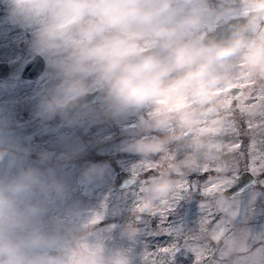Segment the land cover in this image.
<instances>
[{"label": "clouds", "instance_id": "obj_1", "mask_svg": "<svg viewBox=\"0 0 264 264\" xmlns=\"http://www.w3.org/2000/svg\"><path fill=\"white\" fill-rule=\"evenodd\" d=\"M4 23L31 34V56L44 61L48 84L37 94L33 116L44 122L59 118L67 126L86 117L119 118L157 107L161 114L148 133L123 151L167 162L164 175L152 178L148 194L163 200L175 186V174L195 175L218 151L191 133L215 111L212 101L222 83L230 82L234 58L250 72L264 74V40L247 33L264 19V0H243L246 20L222 40L199 35L213 15L208 0H6ZM197 107H193V104ZM172 129L169 131V129ZM205 129L204 132H211ZM158 133V135H152ZM185 155L169 161L172 153ZM49 159L30 160L29 150L13 142L10 121L0 116V264H57L44 254L55 244L39 220L50 206L75 192ZM107 164H92L82 182H103ZM233 173L225 161L214 177L220 183ZM218 200L227 202L220 192ZM121 235L135 242L139 229L126 225ZM79 264H135L128 249L112 255L81 257Z\"/></svg>", "mask_w": 264, "mask_h": 264}, {"label": "rangeland", "instance_id": "obj_2", "mask_svg": "<svg viewBox=\"0 0 264 264\" xmlns=\"http://www.w3.org/2000/svg\"><path fill=\"white\" fill-rule=\"evenodd\" d=\"M208 4L213 15L207 19L199 35L205 36L229 19L245 15L243 0H208ZM6 9V0H0V62H8L11 67L10 79L0 81V116L10 121L13 142L29 150L31 161H39L43 155H47L49 159L44 166L55 168L57 177L75 188L70 199L50 206L38 222L42 230L55 237L56 241L44 254L55 257L57 264H79L81 257L112 255L128 249L135 257V264H164L166 256L159 252L157 245L159 241L171 238L157 234L159 216L136 211L140 200L161 205L176 194L177 186L185 180L203 181L208 178L215 183L219 165L225 161L233 166V173L229 174L228 179H233L237 171L241 174L247 170L249 145L253 138L257 141V149L264 152V143H261L264 141V74L250 72L239 57L234 58L230 82L218 86L212 101L215 111L201 118L193 131L185 132L181 140L183 143L200 136L216 146L218 151L214 159L203 164L196 174L205 169L209 170L208 173L206 176L175 174V186L169 196L163 200H153L148 194V186L152 178L164 175L167 162L158 157H141L123 151V148L148 133L149 125L161 115L157 107L152 106L119 118H106L103 115L86 117L82 124L73 126H67L59 118L48 122L34 118L36 96L46 88L49 70L46 68L36 81L21 78L25 65L32 59L31 34L4 23ZM260 23L258 20L251 27L255 42L264 40ZM234 86L244 90L239 99L229 95V90ZM193 107L197 105L194 103ZM205 129L212 131L205 133ZM237 142L242 145L238 150L234 148ZM183 155L184 152L172 153L169 161ZM146 162H154L158 167L139 169ZM92 164L109 166L103 182H82L83 172ZM133 169H137L134 175L136 184L125 190L116 188L113 184L115 174L127 171L133 175ZM256 178L254 188L236 201L229 199L228 203L241 205V201H247L249 192L264 193V185L259 183L264 180V174ZM141 188L145 189L143 193ZM219 193L205 197L196 192L191 200H181L175 213L168 217V224L176 226L185 223L186 228H192V235L198 239L190 240L189 243L207 244L212 250L211 260L216 264H236L241 256L247 254L232 251L221 258L219 250L225 248L224 242L229 237H234L237 244L248 239L249 233L245 229L264 225V214L252 219L249 213L247 222H241L242 206L232 209L237 212L235 218L218 212L214 202ZM199 203L205 204V209L198 214ZM253 207L264 212V198L258 199ZM208 211L213 213L211 217L207 216ZM205 217L210 222L202 229L200 222ZM222 218L230 223L227 225L228 231L217 243L211 239L212 229ZM129 224L139 229V236L132 243L121 235L122 229ZM259 246L257 243L253 249ZM181 264H189V261L183 260ZM202 264H209V261H202Z\"/></svg>", "mask_w": 264, "mask_h": 264}, {"label": "snow or ice", "instance_id": "obj_3", "mask_svg": "<svg viewBox=\"0 0 264 264\" xmlns=\"http://www.w3.org/2000/svg\"><path fill=\"white\" fill-rule=\"evenodd\" d=\"M264 143V141H261ZM241 143L237 142L234 145L235 149L241 148ZM255 153V155H253ZM243 155V153H241ZM249 156L250 160L247 165V174L252 177H257L264 174V152L257 149V141L253 138L249 145ZM158 167L154 162H146L139 167V169L151 170ZM208 169L203 170L201 173L196 174L197 176H206ZM137 172V169H133V176ZM241 175L237 171L233 179L225 178L220 183H214L208 178L203 181H182L177 186L176 194L167 202L161 205H153L150 201L140 200L136 211L141 214H150L152 216H159L160 227L158 230L159 236L170 237L171 240L159 241L157 249L159 252L165 254L166 259L164 264H181V261L188 260L189 264H202V261H209V264H216L215 261L211 260L212 250L207 244H192L190 240L198 239V237L192 235L193 229L185 227V223L172 226L168 224V217L175 213L178 204L181 200H191L193 193L199 192L202 196H210L216 192H224L231 187H234L236 182L240 181ZM257 183L256 179L252 180L251 187L254 188ZM260 184L264 185V180L259 181ZM141 193L145 191L144 188L140 189ZM245 194V188L240 187L238 191L232 194L227 202L216 200L214 207L218 212L225 213L232 218L237 216V212L233 211V208L243 207V220L241 222H247L249 219V213L251 218L254 219L258 215L264 214V212L257 211L253 205L258 199L264 198V193L249 192L247 201H241V205L229 204L228 200L236 201L237 198L243 197ZM205 209V204H198V214ZM213 213L208 211L207 216L211 217ZM207 217H205L200 223L201 228L209 223ZM230 223L229 220L221 219L216 226L212 229L211 239L217 243L220 242L221 237L226 231H228L227 225ZM166 225V226H165ZM249 233L248 239L237 244L234 237H229L225 240V248L219 250L221 258L230 254L232 251H238L240 253H246L247 255L241 256L236 264H264V225L259 228L252 227L245 229ZM259 243V247L253 249V245ZM155 255V253H154Z\"/></svg>", "mask_w": 264, "mask_h": 264}, {"label": "water", "instance_id": "obj_4", "mask_svg": "<svg viewBox=\"0 0 264 264\" xmlns=\"http://www.w3.org/2000/svg\"><path fill=\"white\" fill-rule=\"evenodd\" d=\"M246 20V15L233 17L224 24L219 25L215 31L207 33L205 37V41L207 40H222L226 39L232 29L233 26L239 25L244 23ZM260 20V32H264V19ZM247 38L250 42H255V34L252 33V30H250L247 33ZM46 66L44 64V61L36 58L31 59L28 61V63L25 65L22 73L21 78L23 80H29V81H36L38 80L45 72ZM11 77V67L9 66L8 62H0V81L2 80H8ZM244 94V90L239 87H232L230 89V95H233L234 99H239ZM214 105V104H213ZM40 120V119H39ZM240 177V181L236 182L234 187H231L230 189L224 191L226 196L229 198L232 194H234L240 187L245 188V192L248 191L249 187H251V183L253 179L257 178L252 177L251 175L247 174V171H243ZM137 182V179L135 176H133L131 173L127 171H119L115 174L113 183L116 188L119 190H125L128 188L133 187ZM208 261H204L206 263Z\"/></svg>", "mask_w": 264, "mask_h": 264}, {"label": "flooded vegetation", "instance_id": "obj_5", "mask_svg": "<svg viewBox=\"0 0 264 264\" xmlns=\"http://www.w3.org/2000/svg\"><path fill=\"white\" fill-rule=\"evenodd\" d=\"M240 16H242V15H240ZM229 95H230V90H229ZM230 96L234 99L233 95H230Z\"/></svg>", "mask_w": 264, "mask_h": 264}]
</instances>
